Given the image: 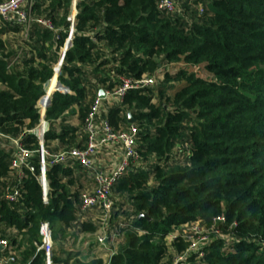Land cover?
Masks as SVG:
<instances>
[{
	"label": "trees",
	"instance_id": "trees-1",
	"mask_svg": "<svg viewBox=\"0 0 264 264\" xmlns=\"http://www.w3.org/2000/svg\"><path fill=\"white\" fill-rule=\"evenodd\" d=\"M72 1L31 5V24L46 14L57 33L30 25L29 37L16 48L0 38V132L37 150L39 140L29 130L39 123L40 99L51 97L44 148L83 149L80 129L99 89L112 92L122 78L161 73L162 79L129 89L121 103L101 113L115 128L128 127L131 114L142 163L113 186L108 229L117 230V245L108 264H176L177 254L186 256L177 264H264V0H172L173 12L158 9L159 0H78L73 38L57 76ZM5 31L0 26V35ZM178 62L184 67L169 69ZM192 66L209 77L189 71ZM57 81L68 90L57 89ZM74 107L78 126L65 122ZM3 144L0 239L14 246V264H44L37 251L42 221L57 243L53 264H102L79 260L65 245L68 228H100L80 211L79 196L88 186L78 175L85 182L91 175L77 165L46 166L44 203L37 154L36 172L24 168L20 178L10 169L14 149ZM15 188L20 194L9 201ZM197 221L214 239L200 248L201 256L188 252L190 234L181 228ZM171 234L178 235L168 247L164 239Z\"/></svg>",
	"mask_w": 264,
	"mask_h": 264
},
{
	"label": "built area",
	"instance_id": "built-area-1",
	"mask_svg": "<svg viewBox=\"0 0 264 264\" xmlns=\"http://www.w3.org/2000/svg\"><path fill=\"white\" fill-rule=\"evenodd\" d=\"M78 0L72 1V9L67 18L69 22L67 38L64 42L63 47L68 48L74 34V26L77 23V11L76 3ZM33 0H1L0 1V20L3 23H9L25 27L26 30L30 27L33 18L30 15V8ZM158 9L173 12L176 8L175 3L172 0H159L157 4ZM37 22L48 25L52 29L49 22L37 19ZM198 67V66H192ZM54 67V72L57 69ZM60 72V70H59ZM59 74V73H58ZM162 74L157 73L155 76H143L139 80H131L122 78L121 85L114 89L112 92H105V98L96 97L93 104L91 105L88 116L84 119L82 125V131L85 134L86 144L83 149L74 148L67 151H59L57 153H50L47 151L43 144V136L48 131V123L44 120V115L47 106V101L43 103L39 101V124L29 130L39 140V148L37 150H30L24 147L20 140L17 138L10 137L0 132V140H8L13 145V156L11 159L10 169L22 177L24 175L23 169L29 168V163H32V159L37 154L39 162V184L42 190V199L44 203L48 202V184L45 177L46 166L55 164H62L64 167L72 168L73 165L81 167L85 172L91 175L93 180V187L86 189L80 193V211L83 214L95 212L99 220L101 221L99 233L96 235V241L100 246L105 243L115 242L114 239L117 236V230L108 229V222L112 211V194L114 184L124 176L133 165L141 166L142 163L139 160L136 141H137V127L130 123L128 127H113L109 120L102 117V112L105 111L106 107L113 105L114 103H121L126 92L129 89H141L146 86L153 85L157 79H161ZM44 96V95H43ZM42 96V97H43ZM41 97V98H42ZM44 124V128L39 130V126ZM118 151V157L115 162L103 164L99 162L98 156L102 151ZM20 191L15 188L11 193L6 195L9 201L17 200ZM84 217V216H83ZM84 220V219H83ZM202 229L199 227V222H194L191 225L181 226L183 234H186V230L197 231L192 229ZM177 233L178 230H176ZM202 235V240L198 243H192L190 241L191 236H188L189 242H191L189 251H194L200 256V248L203 245H207L213 238L209 237L206 230L198 231ZM38 233L40 236V243L37 244V251L41 252L44 256V264H53L51 254L54 248V241L52 239V231L50 224L47 221H42L39 225ZM193 234V233H192ZM178 234H172L173 239ZM187 235V234H186ZM20 235L17 237L19 240ZM115 250H112L110 256L113 255ZM5 252V253H4ZM16 250L12 245L11 241L7 238L0 239V264H14L16 261ZM185 254H181V257L176 260L177 262L185 259Z\"/></svg>",
	"mask_w": 264,
	"mask_h": 264
},
{
	"label": "crops",
	"instance_id": "crops-1",
	"mask_svg": "<svg viewBox=\"0 0 264 264\" xmlns=\"http://www.w3.org/2000/svg\"><path fill=\"white\" fill-rule=\"evenodd\" d=\"M33 2L35 4V3L38 2V0H33ZM47 6H48V1L42 7L44 8V7H47ZM70 7H71L70 9H72V5ZM33 11L35 12V7H33ZM45 15L46 14L35 15L34 17L39 18V19H42V20H45V21L49 22L51 24V26H53L52 25V20H50V18L45 17ZM53 15L56 16V21L59 20V18L62 15V8L57 9L56 13L53 14ZM34 24L37 25L36 28H40V29L49 28L48 25L43 24V23L36 22ZM34 24L33 25L30 24L32 29L33 28L35 29V25ZM0 26L6 28V31H5L6 34L4 35L6 37L5 39H7L8 41H11L12 42L11 44L15 48L17 47V45L19 43H21V40H25L26 38L29 37L28 36V33L30 31V27L26 30L25 27H21V26H17V25H12V24H9V23H3V22H1V20H0ZM52 28H55V26H53ZM54 31L57 33L59 30H57V28H55ZM2 35L3 34L0 35V38L2 40H4V38L2 37ZM64 50H67V49L64 48V47H62L60 49L59 61L56 64V66H58V64H60V66H61L62 61H63V57H64V54H63ZM34 56L37 59V61L40 60L39 58H37L36 54ZM90 83L91 84L94 83V79L93 78L90 80ZM1 87L2 86L0 85V88ZM60 90H65V89L62 88ZM66 90H68V89H66ZM99 90H102V89H99ZM36 106H37V108H39V104H37ZM71 110H72L71 112H69V111H66L65 112V115H68V113H70L69 116H66L65 117V122L66 123H69V124H71L73 126H78L79 123H78V118H77L76 107H74ZM42 128H44V124L43 123L39 126V130L42 129ZM80 130H82V129H80ZM0 141L2 143H4L3 146H5L6 150L9 149V148H13V145L11 143H9L8 140H0ZM117 155H118V151L114 152V151H108V150L104 151L103 150L99 154V156L97 158H98L99 162H101L103 164H108L109 165V163H112V162H115L116 161V159L118 157ZM78 179H79V181L82 183V185L84 187L88 186L85 189H91L93 187L92 186L93 185V181L90 180V182L89 181L85 182V177L82 176V174L78 175ZM74 188H76V187H74ZM98 218L99 217H98V215L95 212H92V213L90 212V213H87L85 215L84 220H89V221H93V222L98 223ZM8 230H11L12 233H14L16 231L13 228H9ZM65 232H66V237H67L66 238V243H65V245L67 247V250L71 252V251H73L72 249L75 248L74 250H76V252H77L76 253V258H78L79 260L84 261V262L91 261L93 259H100L102 261V264H108L109 259L111 257L110 254H111L113 248H115L114 245H115L116 242H109L108 241L103 246H100L97 243L96 239H95L96 238V235L99 233V230H97L95 232H80L79 233L77 230L75 231V229H73V228H68L67 231H65ZM73 233H75V235L72 237V234ZM90 237H92L91 240H90V243H89V241L88 242L86 241V243H84L82 241L85 238H90ZM56 244L57 243H55L54 246H56ZM82 244H83V246H85V248L88 247L87 248V252H89L88 254H84V253L81 254V252L78 253V251H80L79 249H80V247H81ZM78 247H79V249H78ZM90 247H92V248H90ZM93 248H95V250H98L99 252L98 253L93 252ZM81 251H83V250H81ZM81 257H84V258H81Z\"/></svg>",
	"mask_w": 264,
	"mask_h": 264
},
{
	"label": "rangeland",
	"instance_id": "rangeland-1",
	"mask_svg": "<svg viewBox=\"0 0 264 264\" xmlns=\"http://www.w3.org/2000/svg\"><path fill=\"white\" fill-rule=\"evenodd\" d=\"M178 4H179V3H178ZM178 4H177V7H178ZM5 34H6V33H5ZM5 34H3L2 37H3L4 40L6 41V39H5L6 37L4 36ZM54 67H55V66H54ZM182 67H184V66H183V63L178 62L177 64L172 65V67H169V69L175 71V70H179V69L182 68ZM187 68H188V67H187ZM188 70H189V71H193L195 74H197V75H199V76H201V77H203V78H208V77H209V75H207V73H205V72L203 71V69H201L199 66H198V67H191V68H188ZM171 72H172V71H171ZM161 79H162V78H161ZM173 91H174V90H171V91H169L168 93H169V94H172ZM78 123H79V121H78ZM98 223L101 224V221L99 220V218H98ZM192 229H193V230L196 229L197 231H194V232L191 231L193 234H190V235H188V234H189V231L186 230V234H187L188 236H191L190 241H191L192 243H198V242H200V241L202 240V237L207 235V234L202 235L201 233L198 232L199 230L202 231V229H197V227H193ZM91 238H92V237H90V238H85V239L82 240V241H83L84 243H86V241H87V242L89 241V243H90ZM225 238H229V235L225 236ZM172 241H173V236H172V234L169 235V236H167V237L164 239V242H165V244H166L168 247L170 246V244H171ZM116 245H117V243H115V245H114L115 248H116ZM55 247H56V246H55ZM76 248H77V247H76ZM87 248H88V247L85 248V246H83V244H82L81 247H80V249H79V247H78V249L80 250V251H78V253L81 252V254H82V253H84V254H88L89 252H87ZM90 248H92V247H90ZM115 248H113V250H114ZM74 249H75V248H74ZM74 249H72L73 251H71V253L76 255L77 252H76V250H74ZM81 250H83V251H81ZM93 252L98 253L99 251H98V250H95V248H93ZM179 257H181V254H177V255H176V260H178ZM81 258H84V257H81Z\"/></svg>",
	"mask_w": 264,
	"mask_h": 264
},
{
	"label": "water",
	"instance_id": "water-1",
	"mask_svg": "<svg viewBox=\"0 0 264 264\" xmlns=\"http://www.w3.org/2000/svg\"><path fill=\"white\" fill-rule=\"evenodd\" d=\"M65 51L66 50H64V52H63V54L65 53ZM62 54V55H63ZM58 73H59V70H60V64H58ZM58 73H57V75H58ZM57 89H65L66 90V88H64V87H62V85L59 83V82H57ZM98 97H100V98H105V92L103 91V90H99V92H98ZM50 100H51V97L47 100V106H49V104H50ZM128 117H129V123H133L134 122V120L132 119V116H131V114H128ZM29 168L33 171V173H35L36 172V167H35V165L33 164V163H29Z\"/></svg>",
	"mask_w": 264,
	"mask_h": 264
},
{
	"label": "bare ground",
	"instance_id": "bare-ground-1",
	"mask_svg": "<svg viewBox=\"0 0 264 264\" xmlns=\"http://www.w3.org/2000/svg\"><path fill=\"white\" fill-rule=\"evenodd\" d=\"M43 129V128H42ZM41 130V129H40Z\"/></svg>",
	"mask_w": 264,
	"mask_h": 264
}]
</instances>
